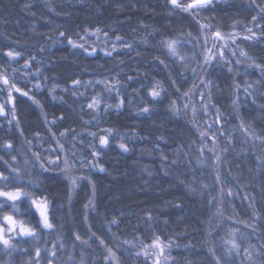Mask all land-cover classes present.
<instances>
[{
  "label": "trees",
  "instance_id": "obj_1",
  "mask_svg": "<svg viewBox=\"0 0 264 264\" xmlns=\"http://www.w3.org/2000/svg\"><path fill=\"white\" fill-rule=\"evenodd\" d=\"M261 7L264 0H213L193 16L170 0H0V69L29 93L13 92L12 106L0 115V171L10 175L4 161L20 168L25 183L19 186L47 197L56 225L39 242L19 243L11 257L0 252V264H27L35 248L38 264H49L53 245L52 264H106L108 248L118 264H151L134 246L157 235L176 243L171 264H216L210 248L224 264H264V73L257 67L264 66V38L244 39L247 28L260 36ZM204 28L208 36L242 37L205 68L201 81ZM168 39L181 41L177 50L187 64L170 56L163 46ZM9 50L20 56L8 57ZM157 82L161 95L153 98ZM8 91L0 82V103ZM94 97L102 101L99 109L87 107ZM90 133L108 135L109 144L101 148ZM94 150L100 152L95 160ZM66 154L70 175L84 177L75 186L62 171ZM29 175L38 188L27 185ZM26 206L19 205L21 213ZM233 229L238 243L240 233L247 237L242 248L252 251V261L243 251L224 256L221 238Z\"/></svg>",
  "mask_w": 264,
  "mask_h": 264
},
{
  "label": "snow or ice",
  "instance_id": "obj_2",
  "mask_svg": "<svg viewBox=\"0 0 264 264\" xmlns=\"http://www.w3.org/2000/svg\"><path fill=\"white\" fill-rule=\"evenodd\" d=\"M170 3L172 6H174V9H179L182 12L189 13L193 16L198 14L202 10L208 9L212 5V0H187L186 3H182L181 0H170ZM261 13H264V7H261L260 9ZM262 19H264V15L261 16ZM253 21L256 20V17H252ZM201 27H205L204 25H201ZM101 30L99 28L96 29V32H100ZM247 32L250 33V35H247L244 37L245 40H257L260 38H264V27H260V36L257 35V32L253 31L251 28L246 29ZM61 36L64 35V33H60ZM107 34L105 33V36ZM214 37L223 40V36L219 31H216L214 33ZM117 40H121V37H117ZM70 44L73 42L71 40L68 41ZM181 44V41L178 39H168L165 42H163V46L168 50V53L171 57L177 58L179 61L183 62L184 64H187L188 58H186L184 55H181L177 48L178 45ZM74 47H80L83 48L84 45H75ZM128 47H131L128 45ZM87 51V49H85ZM92 51H96V49H92ZM113 51H115V48H113ZM209 52H211V49H209ZM110 55L111 53H106ZM6 55L8 57L16 58L20 56L19 52H13L9 50ZM218 55L223 59L224 58V50L221 48L218 52ZM243 56L247 57V53H242ZM216 57L214 55H208L204 58V64H209L212 60H214ZM248 59H251L250 57H247ZM159 60V58H157ZM159 63L163 64L164 61L160 60ZM24 67H28V63L24 65ZM167 67V65H165ZM257 67H261L262 73H264V66L257 65ZM231 71V69H229ZM13 73L16 72V69L12 70ZM5 69H0V82H2L3 85H7L10 89V91L7 92V96L9 98V101L12 100V93H20L23 96H28L29 93L26 91H23L19 87H16L14 83H12L9 79V77L5 74ZM30 77L28 75H25V79H29ZM74 86L80 85L81 82L79 80H74L73 82ZM91 83V82H88ZM99 83H104L103 81H100ZM33 87L39 89L41 85L34 84ZM66 90V89H65ZM161 84L160 82H157L153 88L150 91V96L153 98L159 97L161 95ZM51 92H55V87L50 89ZM247 91V89L245 90ZM185 96H188V93L184 94ZM53 99H56L57 97L53 95ZM30 99H33V102L39 105V101H36L34 97H30ZM201 101H203V96H201ZM8 101H5L4 103H0V115H6V104ZM102 101L97 98H93L92 102L87 105L90 109H99ZM234 103H236L234 101ZM124 104L123 99L120 100L119 103L114 105L117 109L122 107ZM42 107V106H41ZM108 107H113L112 105H106L105 110H107ZM189 105L185 104L184 108L187 109ZM206 108L207 105H204ZM172 108L175 109V104L173 103ZM150 109L148 107H145L142 109L143 112H148ZM193 115L195 116V108H192ZM219 110H217L218 112ZM15 114V110L13 108V115ZM63 119V116L60 117ZM11 123V121H9ZM244 131L247 133V129H244ZM68 130L66 129L64 132L60 133L61 136L66 135ZM248 135H251V133H247ZM39 136V133L36 134ZM55 134L53 133V136ZM95 139L99 140V146L101 148L107 146L109 144L108 135H111V130L108 131V135H103L97 137L96 133H90ZM200 135L203 137L205 133L201 132ZM220 135H224L223 132L220 133ZM212 140L215 141L217 137L215 135H212ZM230 139V137L228 138ZM83 143V141H81ZM5 149H11L13 146L10 142H6L4 144ZM90 148H94V145H89ZM120 147L124 151H128L126 144H120ZM61 150H63V145H60ZM226 151V149H224ZM33 155L36 157L37 160H40L39 153H33ZM93 159H97L100 156V152L93 151L92 153ZM2 159V157H0ZM163 159H167L166 157H163ZM11 160L16 161V156H11ZM59 160V157H56V160H49V164H56ZM220 160V156H216V161L218 162ZM5 165L7 166V170L10 172V175H5V172L0 171V252L3 254L11 257V254L15 252L18 249L19 243L21 242H27V241H33V242H39L41 239V233L42 232H51L56 231V225L52 222L53 218H50L49 215V202L46 196H36L34 192L26 191L24 187H21L19 185L25 183V174L21 173L20 168H13L11 164H9L7 161H4ZM173 164L176 163V161L172 162ZM25 164H27V161H25ZM64 171L65 175L69 179V181L73 184V186L76 185V182L78 179H84V177H74L70 175L71 172V166L68 163L67 154L65 155L64 160ZM41 168H45L44 162H41ZM89 167H95L94 164L89 163ZM103 171L104 169L101 167L100 169ZM150 174V173H149ZM220 177L217 175V180H219ZM27 185L32 188H38L39 182L35 179H32L29 175L28 180L26 181ZM203 187L207 188V185H204ZM190 191H194V189H189ZM224 192L223 189L221 191V196H223ZM227 195L231 196L232 192L231 190L227 191ZM26 203L27 206L25 208L24 213H21L20 211V204ZM91 205V201L89 202V205H86L85 207H89ZM5 209H10L9 211H5ZM219 213V209L217 210ZM22 215H28L32 217V219H18V216ZM33 219L35 220V223H33ZM86 219V218H85ZM149 219H151V216L149 215ZM231 219V218H228ZM112 223H116L114 220ZM241 223H246L241 221ZM248 227H253V225H248ZM238 229L230 230L227 237L221 238V243L224 247V256L225 257H231L233 254L239 256L241 252L243 251L244 256L248 261L253 260L252 251L249 250V248H242V242L247 239L246 236H244L242 233H240L241 236V243H238L236 240V236L238 234ZM92 235H95V233H92ZM91 238V237H90ZM75 240L81 241V237L79 234L75 235ZM82 243H87V241H81ZM101 244H104V241L101 239ZM126 244H132V241H125ZM62 246V245H61ZM106 247V245H105ZM172 247V243L169 240L168 242H163L162 238L160 236H155V238L152 240L151 244L143 245V248L145 249L143 251V255L149 256L150 253L147 251V249L152 248L153 252L151 253L152 256L155 257L154 264H160V256L164 255L165 249H170ZM251 247V246H250ZM253 250H255L253 248ZM45 251H48L45 249ZM108 256L105 257L106 264H111L112 260H116V264H118V258L116 257V253L111 249L108 248ZM209 251L213 254L215 258L216 264H224V262L221 260V257L215 255V249L210 248ZM157 252L159 255H157ZM138 255L140 253H137ZM41 256V249L35 248V257H32L29 259L27 264H32L33 260L37 261L38 264V258ZM50 259L49 264H52V258H55L56 251H55V245H53V250L49 253ZM167 259V257H165Z\"/></svg>",
  "mask_w": 264,
  "mask_h": 264
},
{
  "label": "rangeland",
  "instance_id": "obj_3",
  "mask_svg": "<svg viewBox=\"0 0 264 264\" xmlns=\"http://www.w3.org/2000/svg\"><path fill=\"white\" fill-rule=\"evenodd\" d=\"M181 2L182 3H186L187 0H181ZM204 30H205V42H206V45H207L205 56L214 55L215 57H217L218 56V52H219V50L221 48H223V50L229 49L232 43H235L240 37H242L238 33H234V34H232L230 36H227V37H224L223 36L224 39L223 40H219V39H217V38L214 37V34L213 33H210V35L208 36L206 34L207 29L204 28ZM209 49H211V52H209ZM214 60H212L207 65L204 64V69L202 70L201 75H200V80L201 81L204 80L205 68L208 67ZM197 88L194 89V91L192 93V96L196 92V89ZM9 91H10V89H9ZM12 100H13V93H12ZM12 100L9 101V98H8V103L11 106H12V102H13ZM170 241L172 243V247L170 249H167L166 248L165 249V252H164V255L163 256H160V264H171V262H172L171 253L175 249L176 243L174 241H172V240H170ZM163 242H168V241H164L163 240ZM151 243L152 242H149L147 244H151ZM147 244H144V245H147ZM134 250L137 253H140L139 255L143 259L149 261L151 264H154L155 257L151 255V253L153 252V249L152 248L147 249V251L150 253L149 256L143 255V251L145 250L143 248V245H141V246H134ZM157 255H159L158 252H157ZM165 257H167V259H165Z\"/></svg>",
  "mask_w": 264,
  "mask_h": 264
},
{
  "label": "water",
  "instance_id": "obj_4",
  "mask_svg": "<svg viewBox=\"0 0 264 264\" xmlns=\"http://www.w3.org/2000/svg\"><path fill=\"white\" fill-rule=\"evenodd\" d=\"M213 1V0H212Z\"/></svg>",
  "mask_w": 264,
  "mask_h": 264
}]
</instances>
